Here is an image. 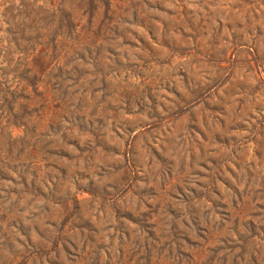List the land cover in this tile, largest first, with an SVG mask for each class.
Here are the masks:
<instances>
[{
  "label": "rangeland",
  "instance_id": "rangeland-1",
  "mask_svg": "<svg viewBox=\"0 0 264 264\" xmlns=\"http://www.w3.org/2000/svg\"><path fill=\"white\" fill-rule=\"evenodd\" d=\"M52 1L0 0V264H264V0Z\"/></svg>",
  "mask_w": 264,
  "mask_h": 264
},
{
  "label": "trees",
  "instance_id": "trees-1",
  "mask_svg": "<svg viewBox=\"0 0 264 264\" xmlns=\"http://www.w3.org/2000/svg\"><path fill=\"white\" fill-rule=\"evenodd\" d=\"M13 4L11 3L6 9L7 13L13 8ZM61 3L55 5L52 0H20L17 6L14 7L16 10V14L12 15V18H16L22 26L26 25L27 23H39L45 21L44 25H37V27H26L28 28V35L31 36L29 39L33 40V37H37L41 42L34 43L43 45L42 51L51 49V47L56 45V41L51 38L49 39V32L51 31L50 23L52 19L57 17L60 13H63L64 10L61 7ZM23 21H26L22 23ZM23 30V28H21ZM33 49V48H32ZM22 52V51H20ZM14 70H9L8 72H4V74L10 76ZM16 75L14 77H18Z\"/></svg>",
  "mask_w": 264,
  "mask_h": 264
}]
</instances>
